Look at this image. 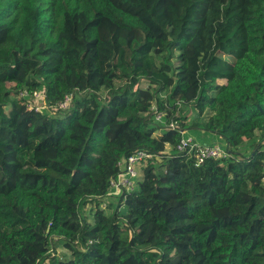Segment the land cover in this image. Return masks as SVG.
Segmentation results:
<instances>
[{"label": "trees", "instance_id": "16d2710c", "mask_svg": "<svg viewBox=\"0 0 264 264\" xmlns=\"http://www.w3.org/2000/svg\"><path fill=\"white\" fill-rule=\"evenodd\" d=\"M44 88L86 93L51 116L20 96ZM153 103L229 156L178 151ZM141 149L135 189L101 208ZM45 262L264 264V0H0V264Z\"/></svg>", "mask_w": 264, "mask_h": 264}, {"label": "built area", "instance_id": "2783aa9c", "mask_svg": "<svg viewBox=\"0 0 264 264\" xmlns=\"http://www.w3.org/2000/svg\"><path fill=\"white\" fill-rule=\"evenodd\" d=\"M86 93L77 89L65 94L64 98L51 103L47 96V88L35 90L32 93L28 89L20 92V96L27 100V105L30 110L36 112H47L51 116L64 115L74 104V99L77 95ZM151 113L156 121L163 123L166 127L173 130H178L181 137L177 144V150L180 152H194L197 164L203 163L207 159L216 158L223 159L229 156V151L220 144H201L196 141L195 137L187 134L181 126L171 120L165 119L166 111L160 110L156 103L151 107ZM156 155L148 150H138L127 157L118 161V171L110 179L109 188L105 195L98 196L97 199L101 202V208H107L108 202L116 195L126 194L135 189L138 180L143 175V169L150 160H153ZM54 255V254H53ZM47 264V262H45Z\"/></svg>", "mask_w": 264, "mask_h": 264}, {"label": "rangeland", "instance_id": "374dc122", "mask_svg": "<svg viewBox=\"0 0 264 264\" xmlns=\"http://www.w3.org/2000/svg\"><path fill=\"white\" fill-rule=\"evenodd\" d=\"M100 30L101 32L104 31V35L106 37L110 36V33L108 32V30H104V28H101ZM219 55L223 57L224 59L231 60V61L234 60L233 57L224 55L223 53H219ZM146 64L152 71L154 72L156 71V69L152 66V64L149 61H147ZM192 116H193V112L191 110H189L188 114L187 112L184 113V117H186L185 122L187 123V125H189ZM214 137H217V135L214 134ZM167 149H168L167 151L170 153V151L172 150V146L168 145ZM239 153L243 155V153L241 152ZM94 205H95L94 203H89L87 206L83 208V216L89 223L94 222ZM131 235H132V232L129 229H125L121 236L123 239L129 240L131 238ZM52 254L56 255V257H58L59 259H65V258L71 257V252L68 250V248L64 247L62 243H58V242L56 243L54 250H52Z\"/></svg>", "mask_w": 264, "mask_h": 264}, {"label": "crops", "instance_id": "0c3cea01", "mask_svg": "<svg viewBox=\"0 0 264 264\" xmlns=\"http://www.w3.org/2000/svg\"><path fill=\"white\" fill-rule=\"evenodd\" d=\"M209 135H210V137H212V139H215V140H213V141H215V143H218V144L222 143V140H220V137L218 135H217V137H214V134H209Z\"/></svg>", "mask_w": 264, "mask_h": 264}]
</instances>
